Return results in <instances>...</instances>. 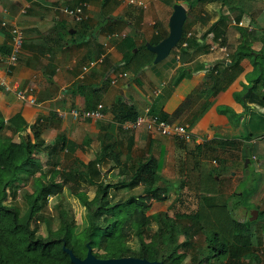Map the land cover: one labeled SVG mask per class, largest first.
<instances>
[{"label":"crops","instance_id":"crops-1","mask_svg":"<svg viewBox=\"0 0 264 264\" xmlns=\"http://www.w3.org/2000/svg\"><path fill=\"white\" fill-rule=\"evenodd\" d=\"M79 2L87 4L86 18L81 22L59 9ZM172 9L161 0H0V73L7 82H18L37 102L28 104L13 91L0 87V114L4 121L21 114L27 131L35 125L50 145L56 144L60 136L77 143L89 137L91 143L84 146L86 152L95 140L98 142V124L113 122L109 109L122 96L138 115L149 108L152 114L170 123L187 125L194 136L193 142L179 148L173 139L152 135L144 127L133 130L134 147L150 148L160 159V167L163 154L177 148L184 149V154L201 149L228 152V158L236 151V160L248 158L246 148L258 155L264 133L247 140L243 125L245 105L263 110L250 102L249 91L243 92L252 71L251 62L242 58L238 68L228 66L243 38L239 28L246 30L252 48L260 49L264 11L258 13L252 8L240 12L219 0L206 2L190 12L187 9L185 41L165 59L146 66L133 77L123 68L122 48H126V41L132 40L137 47L157 44L168 34ZM3 21L6 26H2ZM12 27L20 28L23 44L17 65L6 73L4 58L11 47ZM102 54V62L83 72L84 66L97 62ZM214 64V72L222 75L221 85L225 87L209 93L208 71ZM154 91H158L157 95ZM97 104L105 109L99 121L74 120L57 114L70 108L88 110ZM116 127L113 123L110 130L114 135ZM0 142L16 141L4 130Z\"/></svg>","mask_w":264,"mask_h":264},{"label":"trees","instance_id":"trees-1","mask_svg":"<svg viewBox=\"0 0 264 264\" xmlns=\"http://www.w3.org/2000/svg\"><path fill=\"white\" fill-rule=\"evenodd\" d=\"M161 1L171 7L178 2L183 3L190 12L215 0ZM219 1L240 12L252 8L259 10V13L264 11V0ZM253 2L256 4H251ZM239 31L243 38L231 54L228 68H238L242 58L250 60L252 71L243 92L249 91L250 102L263 107L261 111L245 105L243 125L247 132L246 139L249 140L264 133V29L260 31L259 50L252 48L245 29L239 28ZM185 39L183 26L181 40L174 48ZM126 43V48H122L123 68L137 77L143 68L152 64L154 54L146 45L137 47L129 39ZM216 66L213 65L208 71L211 80L209 93H216L225 87L221 85L222 75L214 72ZM109 111L113 115V122L98 124L100 148L92 159L83 162L75 158L67 167L48 170H44L39 161L40 154L50 147L42 139L41 130L34 125L28 132V125L19 113L6 121L0 114V132L7 130L18 137L17 142H0V264H71L63 244L81 258L91 248L96 257L104 259L133 256L159 260L163 264H179L190 255L192 264H264L262 241L254 247L249 234L251 223L264 221V210L258 211L254 221L235 220L231 210L236 209L240 201L236 198L231 202V207L214 203L210 195L220 192L222 182L209 170H202L196 176L193 189L198 203L195 211L176 212L173 217L166 212L147 214L152 202L167 199L166 189L157 184L160 159L154 156L150 148L142 154L144 156L133 154V132L123 129L125 122L134 121L138 116L132 105L118 96ZM113 123L117 124L118 132L126 135L125 138H118L110 131ZM172 139L179 148L187 143L178 138ZM55 143L60 150L73 154L77 150H85L84 146L89 145L91 139L86 137L77 143L60 136ZM53 153H56L54 147L46 155ZM113 169L118 171L116 176H121L116 181L107 180L106 172ZM23 180L30 181L33 190L25 195L28 221L19 223L15 209L4 201L10 184ZM181 183L183 188L187 182ZM85 185L93 188L92 195L84 188ZM139 185L143 187L142 195H131L125 200L112 199L110 192L113 188ZM65 186L83 208L85 228L80 246L76 238L69 235L65 211L59 213L58 228L52 230L48 223L45 235L37 234V230L30 225L31 219L46 206L48 198L59 194ZM240 195L234 192L232 198ZM152 222H155L157 229L149 232ZM129 235L136 239L137 247L127 245ZM197 235H202L201 245L194 240Z\"/></svg>","mask_w":264,"mask_h":264},{"label":"rangeland","instance_id":"rangeland-1","mask_svg":"<svg viewBox=\"0 0 264 264\" xmlns=\"http://www.w3.org/2000/svg\"><path fill=\"white\" fill-rule=\"evenodd\" d=\"M257 12L259 13V10ZM5 131L7 136H10L9 131ZM1 133H4V131ZM116 134L120 138L126 137L124 133L118 131H116ZM12 138L17 142L18 138L16 136H12ZM260 140L262 141V145L260 147L261 151L258 150L257 152L258 155L255 153L252 154L251 148L245 149L244 152L248 156L246 159L249 160L246 162V166L244 165L246 159L236 160L238 159L236 158V154L238 153L236 151L233 152L230 158H228V152L218 153L215 150L206 151L201 149L193 151V153L184 154V149L177 148L174 152L172 150L171 152H165L163 154L162 167L157 172V184L166 189L167 199L161 202H152L147 209V214L166 212L170 217H173L176 212L189 213L195 211L198 203L197 195L193 189L196 176L202 170H209L211 172L213 171L212 173L215 176H220L222 182L220 192L210 195V199L214 203L228 204L231 207V202L233 203L237 198L240 201V205L236 209L231 210L232 217L237 221L250 220L252 211L264 210V137ZM52 147L55 148L56 153L46 155ZM99 148V143L96 140L94 141V146H91V150L86 152L84 150H77L73 154L60 150L57 144L50 145L46 149V152L40 154L39 161L44 170L53 167H67L75 158L83 162L89 161L99 151ZM145 151V147L135 146L133 154L142 155ZM117 173V169L106 172L107 180L116 181L121 176H116ZM182 181L187 182L183 188L181 186ZM173 184L175 186H172ZM84 188L87 189L89 195H92V187L85 185ZM32 190L30 181L26 180L13 182L7 189V198L4 202L15 209L19 223L28 221L29 209L25 201V195L31 193ZM234 192L237 194L241 193L242 195L232 198ZM110 194L114 200H125L131 195H142L143 187L139 185L133 188H113ZM60 211L66 212L69 235L74 236L78 246H80L84 238L83 231L85 228L83 208L67 186L63 187L59 194L52 195L48 198L46 206L31 219V227L37 230V234L42 235L46 234L48 223L52 230H56L59 226L58 216ZM254 220L252 219L250 221ZM156 229L157 225L155 222H152L149 226V232H154ZM249 234L251 244L254 247L257 246L260 240L262 241V248L264 247V221L251 223L249 225ZM201 239L202 235H197L194 238V240H197L198 245H201ZM180 240H182L181 237ZM127 245L133 248L137 247V241L132 235H129L127 238ZM192 263V259L188 255L179 264Z\"/></svg>","mask_w":264,"mask_h":264},{"label":"built area","instance_id":"built-area-1","mask_svg":"<svg viewBox=\"0 0 264 264\" xmlns=\"http://www.w3.org/2000/svg\"><path fill=\"white\" fill-rule=\"evenodd\" d=\"M87 4L85 2H79L75 6L63 5L59 9L66 15L73 18L76 22H81L86 18L85 9ZM241 25V23H234ZM6 22H2V26H6ZM11 47L9 53L4 58L5 72L10 73L11 70L17 65L19 55L23 44V34L18 27H12L10 29ZM104 54L100 55L97 62L91 61L83 67V72H87L90 68L94 67L97 63L102 62ZM215 65V64H214ZM213 67V65L211 66ZM12 68V69H11ZM126 76L127 74H122ZM0 87L7 91H13L17 98L31 105H37L34 96L29 94L26 90L19 87L18 82L9 83L5 77L0 73ZM158 91H154L153 94L157 95ZM59 117H65L69 115L74 120L84 119L99 121L104 117V107L102 104H97L94 108L83 110L78 108H70L67 111L60 110L57 112ZM140 127H144L148 133L156 136L167 138H178L184 142H193L194 136L190 132L189 128L185 124L170 123L163 120L158 115L152 114L149 108L145 109L143 114H139L134 121L125 122L123 129L135 130Z\"/></svg>","mask_w":264,"mask_h":264},{"label":"water","instance_id":"water-1","mask_svg":"<svg viewBox=\"0 0 264 264\" xmlns=\"http://www.w3.org/2000/svg\"><path fill=\"white\" fill-rule=\"evenodd\" d=\"M187 18V8L183 3H176L173 5L172 13L168 21V34L161 39L157 44L146 43V48L154 54L152 64H157L165 59L172 49L179 43L183 34V26ZM248 162V159L245 160ZM258 211L251 212V218L256 219ZM63 250L69 256L71 264H163L159 260H148L146 258H139L133 256H124L118 258H98L91 248L87 249L86 255L81 258L76 256L73 251L63 244Z\"/></svg>","mask_w":264,"mask_h":264}]
</instances>
